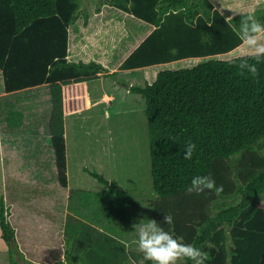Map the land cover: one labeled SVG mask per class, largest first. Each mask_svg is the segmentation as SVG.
<instances>
[{
	"label": "trees",
	"instance_id": "trees-1",
	"mask_svg": "<svg viewBox=\"0 0 264 264\" xmlns=\"http://www.w3.org/2000/svg\"><path fill=\"white\" fill-rule=\"evenodd\" d=\"M82 3L0 0V68L7 92L49 83L47 131L59 184L69 189L71 200L80 198V205L87 206L93 201L109 213L128 194L103 174L86 169L106 189L69 188L64 86L100 78V73L116 75L97 62L67 59L69 27L80 17L88 24L90 17ZM103 4L156 26L122 69L226 54L241 45L234 26L225 22L210 0H105ZM102 5H97V12ZM242 55L161 70L154 83L132 87L146 103L157 196L151 205L152 219L184 243L207 252L210 258L205 264H264V63L257 65L256 82L248 74H239L235 64ZM23 121L20 127L12 118L8 130L23 133L32 125L28 116ZM0 125L6 128V120L0 118ZM189 141L197 148L193 158L186 160ZM197 175H211L223 191L189 193L187 187ZM164 215L172 216V225L163 223ZM0 229L10 264H61L58 254L56 261L45 263L24 256L4 196L0 197ZM73 231H66L63 254L67 264H81L74 260L79 232Z\"/></svg>",
	"mask_w": 264,
	"mask_h": 264
},
{
	"label": "rangeland",
	"instance_id": "rangeland-1",
	"mask_svg": "<svg viewBox=\"0 0 264 264\" xmlns=\"http://www.w3.org/2000/svg\"><path fill=\"white\" fill-rule=\"evenodd\" d=\"M90 1L96 7L105 2L82 0L83 10L88 9ZM118 10L122 12L123 20L133 17ZM111 11L112 8H107V12ZM244 52L245 49L234 55ZM225 57H202L197 62L168 65L162 70L194 67ZM111 80H117L122 85L128 82L123 75ZM140 96L143 98L141 101L131 96L126 104L118 105V109L114 106L109 108V116L104 105L85 112L87 119L82 122L85 127H73L68 142L69 188L92 192L106 189L107 186L87 170L103 174L128 194L127 199L115 206L114 212L110 211L113 213H106L103 206L95 205L93 201L87 206L80 205V198L71 200L69 189L59 184L54 156H48L42 168L33 166L35 158L32 153L19 147L18 143L11 146L6 140L4 150H14L11 156L15 161L11 160L8 166L4 150L0 147V197H5L19 246L29 261H56V255L64 253L66 248V231L74 234L73 230L77 229L75 261L81 264H144L143 254L137 248V230L132 225L152 219L151 205L157 196L153 189L146 103ZM43 120L48 143V119ZM2 127L1 130L6 132V128ZM20 158L27 162L20 164ZM9 262L8 245L0 229V264Z\"/></svg>",
	"mask_w": 264,
	"mask_h": 264
},
{
	"label": "crops",
	"instance_id": "crops-1",
	"mask_svg": "<svg viewBox=\"0 0 264 264\" xmlns=\"http://www.w3.org/2000/svg\"><path fill=\"white\" fill-rule=\"evenodd\" d=\"M210 1L215 9L229 18L236 30H239L241 19L249 15L255 16L260 23L264 24V0ZM107 8H112V11L107 12ZM87 10L90 15L88 24H85L84 18L80 17L76 23L69 27L67 59L69 62L75 63L97 62L109 70L110 74L115 73L116 75L110 77L100 73V78L76 81L64 86L67 149L73 127H85V124L82 123L87 119L85 112L104 105L109 116V108L114 106L118 109L117 106L126 104V100L131 96L141 101L143 99L140 98L141 94L134 92L132 87L154 83L158 72L163 67L200 60V58H187L141 68L122 69V64L154 31L156 26L137 17L133 18L134 15L130 19L123 20L122 14H120L122 12L109 4H103L101 12H97L96 6L90 1ZM241 50H244L242 45L229 53L214 56H231ZM120 75L127 79L128 82L124 83L125 85L120 84L117 80H111L113 77L118 79ZM49 87V83H45L7 92L0 68V104L2 107L0 118L6 120V132L0 129V147L4 150L6 140L11 146L18 143L19 147L26 148V151L33 154L31 155L35 161L33 160L32 165L41 168L46 165L45 161L48 156L52 155L55 159L51 136L48 132L49 142L47 143L46 130L43 125V119L49 120L51 113ZM45 106L48 112L45 110ZM25 116L30 117L31 127L26 128L23 133L8 130L12 118L13 122L20 126L25 122H22V118ZM6 136H8L7 139ZM13 151H7V149L3 151L8 166L15 162L11 156ZM32 157L29 159H33ZM18 162L24 165L27 160L20 158Z\"/></svg>",
	"mask_w": 264,
	"mask_h": 264
},
{
	"label": "clouds",
	"instance_id": "clouds-1",
	"mask_svg": "<svg viewBox=\"0 0 264 264\" xmlns=\"http://www.w3.org/2000/svg\"><path fill=\"white\" fill-rule=\"evenodd\" d=\"M225 22L230 24L229 18H226ZM233 31L245 49L243 55L237 58L238 63L235 66L240 75L248 74L258 82L257 65L264 63V24L260 23L255 16L249 15L241 19L239 30L233 28ZM196 148L197 145L189 141L185 146L184 158L191 160ZM187 191L197 195L214 191L219 195L223 191V186H217L211 175H197L191 179ZM163 223L172 225V216L164 215ZM132 227L137 230L138 251L143 254L144 260L150 261L151 264H187L188 261L192 264H205V261L210 258L207 252L192 244L184 243L182 238H176L154 219H149L147 222L140 221ZM60 262L67 264L63 253L60 256Z\"/></svg>",
	"mask_w": 264,
	"mask_h": 264
}]
</instances>
